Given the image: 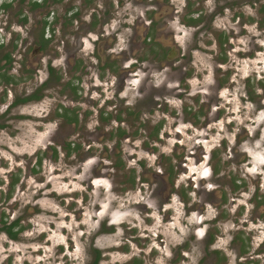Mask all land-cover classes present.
Instances as JSON below:
<instances>
[{
	"label": "rangeland",
	"instance_id": "rangeland-1",
	"mask_svg": "<svg viewBox=\"0 0 264 264\" xmlns=\"http://www.w3.org/2000/svg\"><path fill=\"white\" fill-rule=\"evenodd\" d=\"M143 1L118 0V9L114 12L116 22L112 23L113 29H117L118 49L124 50L126 56L139 47V37L144 35L143 31L138 35L134 31L136 18L144 17ZM172 2L178 10L171 22L176 35L173 44L178 48L180 64L190 74L188 84L178 88V110L179 100L183 105L195 98L199 106L210 104L203 115L209 126L206 131H193L182 124L178 115V138L170 131L168 136L159 135L156 140L143 135L129 150L127 144H132H121L123 153L118 158L124 167L119 171L110 169V161L115 155H108L103 160L105 156L98 150L106 141L97 146L95 137L91 141L97 152L83 161L80 157L84 158V152L80 157L78 154L66 157L62 151L54 155L42 152L54 137V133L48 134L49 131L59 122L53 118L55 107L65 106L69 96L57 100L62 91L54 88L51 91L55 95L46 91L48 99L44 101L17 106H11V103L45 81L44 59L30 58L26 68L21 54L26 49L29 51L39 29L38 23L35 28L33 26L46 10L13 5L0 16V29L3 28L0 44L6 43L0 50V229L14 223L17 226L13 233L23 229L16 235V240L0 231V264H88L97 254L99 264H197L202 245L181 226L182 208L177 199L180 188L188 189L191 194L189 204L203 207L202 200L217 202L213 186H198L201 167L195 161L197 150L208 153L216 148L222 153L225 148L226 152L217 154L213 161L220 171L213 178L224 176L223 160L231 163V171L235 170V164H245L250 189L259 184L257 193L264 202V0ZM63 6L64 2L48 11L54 14V29L57 36L69 35L75 39V34L80 36L83 28L79 21L68 24ZM90 12L86 10L83 16L86 24ZM20 14L28 19L22 28L18 27ZM197 15L199 23H187V19ZM132 36L135 44L131 42ZM15 39L11 47L7 40ZM24 40L28 41L26 49L22 45ZM155 50L165 49L156 46ZM2 54L9 55L10 66L3 63ZM77 75H82L83 79L91 77L90 72L84 74L81 71ZM6 78L10 80L9 84L4 82ZM178 79H181L179 72ZM138 92L129 88L126 96L134 102L138 100ZM145 92L147 97L143 101L154 96L151 86H147ZM164 93H156V96L165 97L169 100L168 106L177 109L176 92ZM70 106L78 108L74 102ZM44 117L46 120L42 121ZM160 117V112H152L151 125ZM183 120H186L184 115ZM198 122L200 124V120ZM164 123L166 130L170 121L167 119ZM212 128H215L213 133H207ZM73 133L74 136L79 134ZM69 135V127L60 123L57 141H65ZM238 142L240 150L232 154L230 150ZM159 158L162 162L172 160L178 165V177L171 188L177 196L169 197L161 211L157 206L168 188L155 175ZM201 165L206 174L209 165L206 168L204 163ZM131 170L135 183L128 189L127 171ZM188 179L192 180V188L188 186ZM198 189H202L201 194H193ZM203 208L205 218L210 219L214 215L213 209ZM252 213H246V218ZM164 216H169V220ZM246 225L250 240H246L245 257L255 253L256 249L261 251L263 240L259 229L249 221ZM228 230L229 224L218 232L215 251L220 253V258L226 259L225 263L219 264H235L233 245L229 243L230 248L228 244ZM187 238L191 243L181 261L178 256H183L178 255V245ZM253 258L254 261L247 262L264 264V257L262 262ZM211 263L209 260L207 264Z\"/></svg>",
	"mask_w": 264,
	"mask_h": 264
},
{
	"label": "flooded vegetation",
	"instance_id": "flooded-vegetation-1",
	"mask_svg": "<svg viewBox=\"0 0 264 264\" xmlns=\"http://www.w3.org/2000/svg\"><path fill=\"white\" fill-rule=\"evenodd\" d=\"M77 1L81 5L74 4ZM172 1L144 0L142 2L144 17L136 18L134 31L137 35L143 31L144 35L143 38L139 37V47L131 55L126 56L123 54L124 50L118 49L117 29H113L114 23H112L113 21L116 22L114 12L118 9V0H0V16H3L13 5L21 8L27 7L31 10H46L43 17L36 20L33 26L35 28L38 23L39 29L37 34L33 36L34 40L30 45L28 44L30 46L29 51L25 48L28 41H22L26 50L21 54L22 58L25 59L26 68L29 67L30 58L35 56L38 61L44 59L42 63L45 66V81L41 82L38 88L32 92L23 93L11 103V106H17L32 101H44L48 99V94L45 95L46 91L49 90V94L55 95L54 91H51L54 88L56 91H62V95L57 96V100L69 96L67 104L63 103L65 106L59 104L55 107L53 118L59 122L48 133L51 135L54 133V137L42 149L44 154L54 155L62 151L66 157L76 154H78L77 157H80V153L84 152V158L80 157L83 161V159L86 160L97 152L93 146H98L99 142L106 141L101 144L98 151L105 156L103 160L108 158V155H115V159L110 161V169L119 171L124 167L118 158L119 154L123 153L121 144H132V146L127 144L129 150L133 147L134 142L139 141L143 135H147L150 140L151 138L156 140L159 135L168 136L170 131H173L174 136L178 138V115L182 124L188 125L193 131L207 130L209 123L203 118V115L210 104L199 106L198 100L195 98L190 100L188 106L183 105L179 100L178 110V88L188 84L190 74L187 73L184 65L180 64L181 57L179 58L178 48L173 44L176 35H174L171 22L178 15V10ZM62 2H64L63 7L67 13L68 24L71 25L79 21L83 28L80 36L75 34V39H71L69 35L57 36L56 29H54L55 19L52 18L54 14L48 12ZM91 5H93L92 8ZM86 10H91L88 14L90 18L87 24L83 18ZM199 19V15H197L196 18L187 19V23L197 24L200 22ZM18 20V27L20 28L24 27V23L28 21L23 14L19 15ZM4 28H6V23ZM0 30L2 31L3 28ZM132 38L131 42L135 44V39L133 36ZM164 39L167 41L164 42ZM15 42L16 39L7 40L11 47ZM5 44H0V50L4 49ZM156 46L165 50H155ZM46 48H48V52H46ZM2 55L3 63L10 66L9 55ZM134 57L136 58L133 59ZM81 71L84 74L90 72L91 77L83 79L82 75H77V72ZM178 72L181 79H178ZM9 81L7 78L4 79L5 83L9 84ZM147 86H151L154 96L149 94L150 98L143 101L142 99L147 97L145 92ZM129 88L139 91L137 93L138 100L132 102L126 96V91ZM164 91L176 92L177 109L168 106L169 100L165 97L156 96V93L165 94ZM77 96L79 98H74ZM73 102L78 108L70 106ZM200 110L203 113H199ZM152 112H160L161 114L159 120L153 125H151L150 118ZM183 115L186 120H183ZM189 115L190 118H188ZM42 119H44L42 121L46 120L45 117ZM167 119L170 124L164 130V121ZM60 123L69 127L70 135L65 141L58 142L56 134ZM214 129L208 130L207 133H213ZM75 131L79 133L77 136H74L73 132ZM94 137L97 138L96 145L91 141ZM222 145L225 147L224 143ZM222 150V153L217 152L216 148L211 149L208 153L197 150L195 154L196 165L201 167V171L198 172V186L211 185L217 194L216 203L213 201L205 203L202 200L203 207L213 209L214 215L210 219L205 218V210L202 206L194 203L189 204L188 197L191 194L188 189L181 190L178 188V196L171 191L178 177V165L173 164L172 160H169V163L162 162V158H159L157 162L155 175L160 178L161 183L168 190L166 195L160 197L161 201L157 210L161 211V207L164 202L168 201L169 197L170 199L173 196L178 197V206L182 208L181 226H184L187 233L195 237L194 241H198L199 244L201 242L202 245V255L197 264H207L209 260L212 261L211 264L226 262V259L223 256L220 258V253L215 250L219 239L218 232L227 224H229L228 244L233 245L235 264H252V262L247 261H254L252 260L253 257H257V260L262 262L264 257V215L262 216L264 202L262 196L257 193L259 184H255V187L250 189L246 179L248 173L245 164H235V170L231 171V163L227 160L221 162L225 172L224 176L222 174L216 179L213 178L214 175L220 173L213 161L216 160L217 154L226 152L225 148ZM239 150L240 144L238 142L230 151L232 154H236ZM243 159L245 161L246 156ZM202 163H204L205 168L209 165L206 174H203ZM101 167L105 168L103 165ZM127 172L126 186L128 189H132L135 183L134 171ZM188 180V186L192 188V180ZM201 190L198 189L193 194H201ZM251 211H253V215L247 219L246 213ZM164 218L169 220V216H164ZM248 221L260 230L259 234H262L263 240L260 243L261 247L258 245L261 251L256 249L255 253L245 257L246 240H250L247 239L250 235L246 228ZM187 242L188 238L186 242L178 245V255L180 253L183 256H178L181 261L185 257L183 252L189 250L191 242ZM97 256L99 255H95L88 264H99L100 259Z\"/></svg>",
	"mask_w": 264,
	"mask_h": 264
},
{
	"label": "trees",
	"instance_id": "trees-1",
	"mask_svg": "<svg viewBox=\"0 0 264 264\" xmlns=\"http://www.w3.org/2000/svg\"><path fill=\"white\" fill-rule=\"evenodd\" d=\"M0 223H1V221H0ZM15 226H17L16 223L11 224V225H10L9 227H7V228L2 227V228L0 229V231H3V232H4V233H5L10 239H12V240H16V235H18L23 229L19 228L17 232L13 233L12 230H13V228H14ZM97 258H99V256H97ZM94 264H95V263H94Z\"/></svg>",
	"mask_w": 264,
	"mask_h": 264
}]
</instances>
